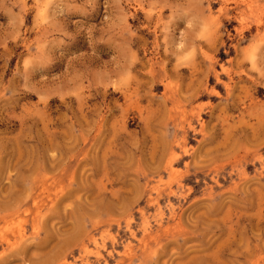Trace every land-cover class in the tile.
Segmentation results:
<instances>
[{"label":"rangeland","instance_id":"374dc122","mask_svg":"<svg viewBox=\"0 0 264 264\" xmlns=\"http://www.w3.org/2000/svg\"><path fill=\"white\" fill-rule=\"evenodd\" d=\"M0 264H264V0H0Z\"/></svg>","mask_w":264,"mask_h":264},{"label":"bare ground","instance_id":"6f19581e","mask_svg":"<svg viewBox=\"0 0 264 264\" xmlns=\"http://www.w3.org/2000/svg\"><path fill=\"white\" fill-rule=\"evenodd\" d=\"M150 197V196H149Z\"/></svg>","mask_w":264,"mask_h":264}]
</instances>
